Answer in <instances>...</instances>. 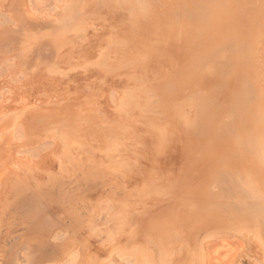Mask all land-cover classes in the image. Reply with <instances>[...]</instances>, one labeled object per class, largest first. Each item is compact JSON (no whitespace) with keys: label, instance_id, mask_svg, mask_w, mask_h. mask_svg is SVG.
Instances as JSON below:
<instances>
[{"label":"bare ground","instance_id":"6f19581e","mask_svg":"<svg viewBox=\"0 0 264 264\" xmlns=\"http://www.w3.org/2000/svg\"><path fill=\"white\" fill-rule=\"evenodd\" d=\"M25 1H10V7L13 9L12 14L14 15V19L12 22L13 24H9L8 26L0 28V61L9 59L14 60L15 64L20 68V70L24 72L26 71L27 73L33 75H30L29 81H27L28 83H25L28 86L30 84L29 89L25 87V96H21L22 99L17 100L19 103H16L15 101L16 104L21 103L20 105H13V103H11L12 105H10L9 102L5 103V101L3 100V107H0V121L6 122V124L3 123V125L5 124L4 126L6 127V129H2L6 130L5 132L10 134V132L13 131L10 130V128L15 126L17 123H20L26 133H30L31 130L34 129L33 134H35V128L31 129L32 125L34 124L31 123L37 122L36 124H40L39 126H41H38L39 128H42L43 126V130L46 129L47 131V129H50V131L46 133L49 135L51 131L55 132L53 130V122H64L63 126H65L66 123H69L68 121L72 119H79V117L77 118V115L80 114L79 107L83 103L78 102L80 105L77 108L78 110L76 109V111L79 112L77 115L73 114V111L76 108H74V106L76 105L73 106L72 103L76 102H74V100H79L82 97L81 94L83 92L78 90L80 91V96L78 95L80 98L77 99L78 96H75L74 94H76L78 91L76 90V92L75 88L73 87L77 86L74 85V83H76L75 80H79V82L87 81L88 83L91 78V74L97 73L96 75L99 74L98 76L103 77V73H111V67H115L114 69L116 70L114 76L111 75L113 79H110L112 81L109 80L111 81V84H109L110 82L107 81L109 82L108 85L111 86L107 85L108 87L102 88L100 85L101 90L97 95L101 94L102 89L105 90L111 87L107 91L108 93L110 90H112V87L119 88L122 93H120V97H118V106H115L118 107V111L121 109L123 111L120 113L115 112V110H112L113 108H116L115 106L112 105V109V106H108L110 103L108 104L109 101L105 92L106 90L102 91L101 98H99V96H95V98L91 97V99L88 95L89 97H87L91 99L89 102V100H87L88 98L84 96L87 95L85 94L86 92L84 89L85 93L82 94L84 97H82L83 99L81 98L82 101L80 100V102L84 101L85 103L86 101H88L91 104V109L89 108L91 110V117L89 115L90 113H87L89 115V119L91 118V132H93L94 136H96L97 134L101 136L102 139L104 138V141L112 146L114 149L113 151H115L116 153L113 155L112 150L108 149L109 146L101 149L98 148L97 150L91 147V150L82 149L86 150V152L78 153L77 157L76 153L70 152V146L68 144L74 142L82 134L79 129L80 126H78L79 123H76L79 120L72 124H68V127H65L62 133L55 132V138L62 136V141L67 145L66 147H64L66 148V152L64 153H66V155L68 154L69 156H67V158L64 156L59 162L60 165H58L59 169L57 171V174H55L56 172H49V170L53 169H49L47 167L48 172L46 173H49V179L47 182H45L48 186L45 185L46 183L41 185V183L39 182V176L42 177L41 174H43L46 170V167L44 168V165H46L48 161H51L48 160L46 156L44 158L42 157V163H34L35 160L34 162H30V160H28L31 165L26 162L27 159L24 161L20 158L21 160L19 161V158H12V160L10 161L7 157L8 161L5 162L4 170H18L17 168H21V166H24V164H21L26 162V164L28 163L30 165H28V167L25 165L26 168H28L29 170L37 171L34 174L35 177L32 176V179H29L30 182L31 180L33 182H31V184L28 183L29 181L25 180L26 177H24V175L22 176V173H20V171H16L19 172L17 175L19 183H15V187L14 185L12 186V197L8 199L7 206L4 204L5 201L0 203L2 204L0 205V211H2L0 212V227H4L6 225L5 221L3 220L7 211L11 209V215L13 213L18 216L19 214L23 216L24 219H22V223L25 226H28L31 232V235L29 237H24L25 239L18 243L16 250L13 251L10 255H2V258H4L3 261L7 260V262L10 264H15L14 262L16 260H18V262L23 261L25 262V264H82L85 259L82 261V257L84 256L80 252V247H78L79 243L77 242L79 236H82L80 234L77 235V231L81 232L80 229L82 226V224H80L79 218H72L70 224L68 222L69 225L67 223L59 224L60 222L55 220V216H58L59 212L64 210L61 209L65 207V204L63 206L61 205V207L56 198L58 197V195L63 193H70L71 195V192L73 191V188L69 189V186L66 191L64 190L65 192H62V189L64 188V186H62V183L65 184L66 180L74 181V179L77 178V172H79L83 167L81 165V162H83L82 164L86 162L88 166L86 165V163L85 165L88 168L90 167L89 171H87L88 168L86 166L85 167L87 169L81 171H85V173L93 172L94 174L95 172L99 171V174L102 175L103 173L106 176L108 175V178H111V175L114 174L112 173L113 170H120L121 167H124V169H129L126 167V165L128 163L130 164V162L132 161L135 164L138 163V165H142L146 158L147 160L145 161L144 165H146L148 161L149 163H147L146 168L144 165L138 166L139 170L144 167L145 169L149 170L147 172L150 173L152 178L156 177L155 180L160 178L158 181L165 185L164 187H161L163 189H161L162 195L161 193H159V195H161L160 197H155L158 195L157 193L156 195H154V193H150L153 191V185L156 181L154 182L153 180L154 184L152 185V190L148 187L150 192H147L148 189H145L146 192L156 198L157 201L154 202V198L152 199V197L150 198V200V196H147V193L144 192L148 199L150 201H153L152 203H147L148 200L143 194L142 197H144V200L146 198L145 201L146 205L148 204V206L144 205V209H142L143 206H141V211L138 210L139 212H137L136 219H141V217L152 219L149 215H153L154 212L153 214L148 215L150 217L149 218L146 216L148 211L152 212V210L154 209V211H156L162 208L160 207V204H162V206H167H164V208L162 209L165 212L163 211V213H161L162 210L160 211L161 217L158 215L160 217L159 222L161 223L156 221L159 225L158 228L157 226H155V229L157 228L156 230L154 229L156 231V234L151 237L152 239H150L151 235L146 236L148 239V244L151 243L150 240L156 243L158 242V244H156L157 247L160 246L161 249L159 250H161V252L166 255V252L169 250L170 245L171 247H175L177 245L175 242H177L178 240L175 234H178L180 231H182V229H184L183 231L185 234L182 231L178 234V236L184 238L183 235L187 236V232L189 234L192 232L194 233V230L196 232V230H206L208 228L209 231L210 229H212L213 232L215 230H218V232L214 234H219L220 229H223V231H225L226 228V231L230 230L231 233L232 231L233 233L238 231L240 234H243V230L246 231V229L248 230L247 232L249 234L256 229V237L260 239L259 245H262V247H264V0H97L98 2H100L103 8H100L101 13L109 12V16L103 15V18H105V20L103 18H100V21L101 19L103 20L102 22H95L97 20L96 18L94 23L92 22V25L94 24L98 27L100 23H103L105 29L106 26L108 27L106 29V33H108L107 30L110 29V33L107 34L106 41L109 40L108 37L111 38L112 35L114 37V34H116V36L114 37L116 41H114L113 39L109 41L113 49L116 46V51L113 50L112 52H110L108 57H102L103 55L107 54L102 52L105 47L102 48V50V46H100L104 43H106L104 45L107 46L108 41L101 43L100 38V43L98 42L100 45L95 43V40L97 39L95 37H100L102 34H100V36L98 34L94 37L95 42L93 44V38H91L92 42L91 39L88 38L91 34L94 35V32L91 31L90 27L89 29L92 33L90 32L89 36L88 33H85L87 35V39H85L84 36L83 39H81L82 35L80 33L81 31L84 32V29H88V27L91 25L89 23L90 20L88 18V21H84L86 23H84L85 25H83V21L80 17L79 18L82 22L80 20H76L81 14L82 8L85 7V5H88L85 3L88 2L87 0H64L62 5L60 6V9L56 13H54L52 18L49 19L47 17L38 18V16H35L34 12L32 13L30 8L28 7V2ZM90 4L91 3H89V6ZM135 4L137 5V8L134 7ZM249 6L251 8L253 7L254 10H252ZM87 9H89V7H87ZM250 9L252 11H250ZM90 10L91 15L94 12L95 14L97 13L91 8ZM97 11L99 12V10ZM88 14L89 12L87 13V15ZM98 17H100V15ZM114 23H118L116 24V26H120L119 28H121V35H124L125 32L129 33L127 31L128 29H130V31L132 30L130 32L132 34H128L131 38L128 39L129 36H118L120 34L118 32L114 33L117 29V27L112 26V24ZM129 26H132V28ZM112 27L116 28H114L115 31L111 30ZM105 29H103L104 32ZM97 31L95 30L96 34ZM111 31H114L112 35ZM104 34L105 33H103V35ZM109 34L110 36H108ZM105 35L103 39L105 38ZM79 37L80 40H84L85 42L80 43L81 41L79 40ZM116 37L119 39V41H117L118 39ZM158 38H165L166 41H168L164 42V40H160ZM116 42H121L122 44L119 45V43L116 45ZM109 45L110 44H108L107 47L111 49ZM99 46L100 49H98ZM118 46L120 48H124V50L121 51V53H123L122 55L117 52V48L119 49ZM166 46L170 47L171 50L168 49L166 51ZM94 50H99V52H101V54L103 53V55L100 56V53H97L100 58H97L96 60L93 59V61L91 60V64H88L89 61L86 60V62L84 61V63L80 62L81 60L76 62V59L80 56H85V58L91 57L89 56V54H91V52H93ZM65 51L66 54H69V57H66V59L68 60H66L62 56ZM109 51L105 52L109 53ZM114 51L120 54L118 55L120 58L115 54L120 60L116 58L117 61L113 60L114 62L112 61L113 63L111 62V64L109 63V59H113V56L115 58V55L112 54ZM73 54H77L79 55V57L76 55L77 58H75ZM91 55H93V53ZM94 55H96V52ZM134 56H137V58H135ZM101 57L103 59H101ZM62 59H65L66 61L63 62ZM91 69H93V71H91ZM208 72L213 74L215 73L216 75L210 76L212 74L209 73L208 76L206 74ZM109 73H107V75H109ZM96 77L94 78L96 79ZM107 79L109 78L107 77ZM97 81L99 80L97 79L96 82ZM89 82L92 81L90 80ZM71 83H73V86L70 85ZM98 83H100V81ZM149 83H151V85ZM92 84L94 85V83ZM147 84L149 85L147 86ZM87 85L85 84V86ZM102 86L104 87L103 83ZM93 87H90V89ZM96 87L98 88V86ZM20 89L18 88L20 94L22 95L21 91L23 89ZM87 90H89V88ZM119 90L117 91L119 92ZM105 96L106 98H104ZM96 97H98L97 102L95 101ZM10 99L11 98H9V100ZM66 99L69 102H67ZM61 100L63 101L60 102ZM95 102L96 106H104L103 108H101L102 110L96 109V106H94L96 108L93 107V105H95ZM69 103L74 108L73 111L72 108H70ZM134 105L144 106V110L140 119H143V117L146 118L143 123L147 121L146 124H149L148 126L144 124L145 127H147L145 128L143 126L145 130H143L142 132L140 130V134L139 130L138 132L134 133L131 132L134 129L132 130L131 128H129L133 126V124L131 125V123L135 121V117H138L137 112H139V110ZM159 105H161V107ZM166 105L169 107L172 106V108L170 110H166V108H163L164 106L167 107ZM130 106H133L135 108V111L137 110V112H133L130 110H127V112L126 108H129ZM86 107L88 108V106H85V109L84 107L82 108V113L83 111H86ZM160 108L163 113H161V115H158ZM124 110L125 112H127L126 114L124 113ZM147 111H149L150 113L158 112V116L155 115L156 113L154 115L150 114L151 117L155 116L156 118L151 119V117L148 116L149 118L147 119V115H149L146 113ZM121 113L125 115L123 116V118L126 117L124 120H128V123H126L128 125V130L132 134L134 133L135 136L138 133L139 137H145L146 142L144 148H142L144 142L142 143V145H140L142 147L139 146V139L136 140L133 138H126L125 134H122V136H120L122 133L121 130L119 133L118 130L111 128L113 127V125L111 126L110 124L109 126L111 127L105 125V122L107 124L110 119L116 121L117 123L121 122L123 120H119L120 118H122L121 116H119ZM162 114H167V117L162 116ZM84 116H86V113H83V116L81 114L82 118ZM85 118H87V116L84 117V119ZM159 120H164V123L160 124L161 121ZM111 121L109 123H111ZM122 122L119 125L122 126ZM103 125L106 127H103ZM142 125L143 124L141 122V126ZM83 126L86 125L83 124ZM137 126V129L143 128H139L141 127L140 123L139 125L137 123ZM38 127L36 128V130L38 129L43 132L42 129H39ZM150 127H155L156 132L152 131ZM84 128L85 127H82V129ZM132 128H135V126ZM121 129L126 130L124 128ZM137 129L135 128V131ZM53 132L51 133L54 134ZM131 133H127V135ZM131 135H129V137H131ZM0 136L4 135H1L0 133ZM123 137H125V139H123ZM3 138H5V136ZM7 140L5 142L7 144L3 143L4 141H1L2 143H0V152L5 147V149L7 148L8 150L7 155L10 157L12 151L11 144L8 145V143L11 141V139ZM121 140L124 142L120 143ZM143 140L144 139H142V141ZM114 142L116 143V146L120 143V146H117L118 150L113 146V144H115ZM16 145L18 144L16 143ZM60 149L61 148H59V150ZM87 152L90 153L88 154ZM98 152H102L101 154L104 155H101ZM144 153L146 155H144ZM50 154L52 155V153ZM175 155L176 157L178 156L177 158L180 159L179 161H176L177 159L175 160ZM4 156L0 157V162L4 161L6 157ZM139 156H143L142 158L145 160H139L141 158H138ZM45 158L48 161L45 160ZM82 158L85 161H80ZM22 160L23 162H21ZM68 162H70L69 165L66 164ZM133 163H131L130 165H132ZM161 163L163 164V167H165L166 165H171L168 169L160 170L159 168L161 167ZM47 164L49 166L50 164L51 166H53L52 162H50V164ZM79 165L82 167H80ZM34 167H36V169H34ZM132 167L130 166V172L132 170ZM124 169L122 170L123 172L125 171ZM120 172L118 173L116 171L114 175L118 174L119 176L122 174H120ZM126 172L128 174V171ZM85 173H82L84 177L86 176L85 178L81 177V174L79 176L83 180L85 179L84 181L86 182V180L88 181L91 178L89 179V177ZM6 174L8 173L6 172ZM79 176V179L77 178L78 180L76 181V184L79 181L83 182L82 179L80 180ZM93 176L94 179H96V175ZM114 177H116L115 179H118L117 176ZM9 179L10 178L7 179L6 177L5 180L8 181ZM94 179L93 181H95ZM132 179L135 180L134 177ZM132 179H130L129 176V179L125 180L124 177L125 181H123L126 183L128 181L129 183V180ZM98 180H100V178L96 181ZM115 181L118 184V181ZM82 182L80 184H82ZM139 182L137 181V185ZM128 183L125 188L130 185L132 187L133 182L131 183L130 181V185H128ZM66 184H69V182ZM78 185L79 183L76 186ZM124 185L126 184L121 185L122 188ZM134 185H136V182H134ZM145 185H147V183H145ZM155 185L154 187L157 186ZM121 186L119 190H121ZM149 186L151 187V184ZM61 187L63 188L61 189ZM144 187L147 188L146 186ZM159 187L160 186H157V188ZM81 188L84 189L83 187ZM129 188H127L128 190L126 189V191L124 190L128 194V196H130L131 193L136 194L135 191L134 193L133 191H130L131 189L129 190ZM77 190L78 189L76 188V197H72L73 202H75L74 200H80L79 202H82L84 204L89 199L91 205H95V202H93L96 199L95 196L93 198H91V195L87 196V194L85 193L86 189L82 190V192H80V189L78 191ZM140 191L143 190L140 189ZM140 191H138L136 195H132L136 196V200H138L137 198H139L137 197V195L140 196L143 193L142 192L139 195L138 193ZM57 192L59 193L58 195ZM72 195L74 196V194ZM55 196L57 197L55 198ZM124 196L125 194L123 195V199ZM116 198L119 199V196L115 197V199H109L110 202H113V205L116 206L115 209L112 207L114 210L111 211L112 213L110 212L111 215L109 219H104L103 224H99L105 227V224H109L111 222L113 223V221L117 219L114 222V225L112 224L113 226L105 228L103 227L105 231H109L107 232L108 234H111L112 230L114 229H116L115 232L121 233L129 227L128 225L132 227L131 223L134 221L133 219L132 222L130 221V223L127 224V221L122 220L124 225H120V219L127 218L129 213H131L129 216L132 215L131 211H134V205L132 203L135 202H131L127 199L129 202H131L128 204V202H125V200H122V198L120 200H116ZM158 199L160 200L158 201ZM140 200L142 202L139 203L144 202V200ZM137 202L138 201H136V203ZM83 204L81 205L82 207ZM138 206L137 208H139ZM74 209V206L70 205L64 211L69 213ZM84 209L85 208L83 207V210ZM89 209L94 211L92 207H89ZM93 211H91V215L93 216H90L91 225L89 224V227L98 222L96 217V214L98 212H95L94 215ZM164 218H166L165 222L168 224L167 227H165L166 225H163L165 224ZM228 220L232 222L233 227H230V222H228L230 225L226 223ZM12 221L14 222L15 220L12 219ZM152 221L153 220H151V222ZM135 225H133V227H136ZM7 227L8 225L5 226L4 231L9 229V227ZM86 227H88V225ZM152 228H154V225L152 226ZM136 229L134 230L136 231ZM2 230L3 228L0 229V235L2 233ZM39 230H42V232L38 234ZM63 230H66L67 233L70 232V237L67 239V241L61 244L52 242L54 241L52 240V238ZM169 230V237L161 236L165 235V232ZM130 231L131 235L135 234L133 233V229H130ZM125 232H127V230ZM90 233L92 235L93 232ZM140 233L142 232L140 231ZM121 234L123 236V233ZM126 235L129 237L127 233ZM119 236L116 237L118 238ZM139 236L141 237L142 235ZM210 236L211 235L209 234L207 237L209 238ZM134 237H137V235H135ZM204 237L206 238V236ZM124 238L125 237H123V240H127ZM111 239L112 238H110V241ZM175 239L177 241H175ZM184 240L187 239L184 238ZM184 240H182L183 245L180 246L182 248H187V250H192V253L190 254L191 256H188L191 258L192 263L190 262L189 264H195L196 260H199L198 255H200V252L204 248L202 247V243L204 241L202 242V239H200V246L197 244L198 242L196 243V246L198 245L199 247L189 249V246L184 243ZM73 241H76L75 245ZM115 241L114 243L116 244ZM129 241L131 243V240ZM135 241H137V239ZM144 241H147L146 238ZM107 242L105 241V243ZM171 242H173V244ZM132 243L135 242L132 241ZM174 244L176 245L172 246ZM191 244H193L192 241ZM128 245L131 246V244L126 245L124 243V246L129 247ZM139 246L137 245L136 247ZM122 247L123 246H121V249L119 250L122 251ZM127 247L126 250L128 249L129 251L130 249L132 250L134 248ZM20 248H27L29 249V251H23L22 255L20 253ZM106 248L108 249V244ZM113 248H115V246ZM163 248L165 249L164 251ZM115 249L116 251L118 250L117 248ZM145 249L147 251V248ZM128 250L125 251L124 249L125 253L128 252ZM139 250L137 251L139 253L142 252V254L140 253L141 255H143L142 259L144 260V258L146 257L145 259L147 260V257L150 255L147 253L145 254L146 256H144V253H146H143L144 249L140 251ZM138 252H136L135 255H137ZM263 252L261 258L264 263ZM163 254H161L160 258L165 257V255ZM137 256L136 258L139 260L140 257ZM167 256L168 255H166V258ZM108 258L109 257H107V259ZM150 258L151 257H149V259L147 260L148 262L145 260L146 263L151 262ZM107 259L104 258L103 260H105L106 262ZM165 261L168 262L169 260ZM18 262L16 264H18ZM105 262L103 261L102 264H105ZM201 263L203 264V260ZM180 264H182V261Z\"/></svg>","mask_w":264,"mask_h":264},{"label":"rangeland","instance_id":"374dc122","mask_svg":"<svg viewBox=\"0 0 264 264\" xmlns=\"http://www.w3.org/2000/svg\"><path fill=\"white\" fill-rule=\"evenodd\" d=\"M10 1H12V0H0V28H2V27H4V26H8L9 24L11 25V24H13L12 22H13V19H14V15L12 14L13 13V9L10 7ZM16 1H18V0H16ZM25 1V0H24ZM28 3H27V5H28V7L30 8V10H31V12L33 13L34 12V14H35V16H38V18L40 17V18H52L53 17V15H54V13H56L59 9H60V6L62 5V3H63V1L64 0H26ZM25 1V2H26ZM89 3H91L90 4V6H89V3L88 2H85L86 4H88L87 6L85 5V7H83L82 8V11H81V14L78 16V18H77V20L76 21H78V20H80V18H81V20L83 21V25H85L86 23V21H88V18H89V23L92 25V22L94 23V21L96 20V18H97V20L95 21V22H98V21H100V18H103V15H105V16H109V12L107 13V12H102L101 13V9L100 8H102V6H101V4H100V2H98L97 0H87ZM95 3V4H94ZM83 5V6H84ZM96 5V6H95ZM98 5V6H97ZM253 5V4H252ZM251 5V6H252ZM87 7H89V9H87ZM97 7V8H96ZM99 7V8H98ZM134 7H136L137 8V5L135 4V6ZM250 7V6H249ZM11 8V9H10ZM90 8L91 9H93V11L95 10L97 13L95 14V12L91 15L90 14V12H91V10H90ZM251 8V7H250ZM4 9V10H3ZM10 9V10H9ZM103 9V8H102ZM135 9V8H134ZM252 10H254V8L252 7L251 8ZM250 9V11H252ZM83 10H85V11H83ZM90 10V11H89ZM97 10H99V12L97 11ZM87 11V12H86ZM137 11V10H136ZM89 12V14L87 15V13ZM86 13V14H85ZM102 14V15H101ZM89 15H90V17H89ZM93 15H94V17H93ZM95 15H97V16H95ZM100 15V17H98ZM102 16V17H101ZM80 17V18H79ZM84 17H85V19H84ZM98 18H99V20H98ZM84 19V20H83ZM92 19V20H91ZM104 20H105V18H103ZM80 20V21H81ZM81 21V22H82ZM85 21V22H84ZM103 20L101 19V21L100 22H102ZM81 22H78V23H81ZM85 23V24H84ZM116 24H118V23H114V24H112V26H115V27H117V29L115 28V27H112L111 28V30H114L115 31V29H116V31L114 32V31H111V35L113 34V32L114 33H116V32H118V33H120L118 36H120L121 35V28H119L120 26H116ZM89 26L88 27V29L91 27V31H93L94 33V35H90L89 36V34H90V29L88 30V29H84L83 31L84 32H82L81 31V35H82V38L81 39H83V36H84V38L85 39H87V33H88V38H93V44H94V42L95 43H97L98 45H100L99 43V39H100V41H101V43L102 42H107L108 41V44H110L109 46H110V48L111 49H109V47H107L108 46V44H107V46L106 45H104V44H106V43H104V44H101L100 46H102L101 47V49L102 48H104V50L107 52V51H109V53H106L103 49V51L102 52H104L105 54H107V55H103V53L101 54V52H99V50H94L95 52H96V55H94L95 54V52L93 51V52H91V54L93 53V55H91V54H89V56H91V57H86L85 58V56H80L79 57V55H77L79 58H77V56L76 55H74L75 56V58H77L76 59V62L77 61H79V60H81L80 62H82V63H84V61L86 60V61H89L88 62V64H91V62L93 61V59H97V58H100V56H102V57H108V55L110 54V52H112L113 50H115L116 48V46L114 47V49L111 47V43H109V41L110 40H114V41H116V39L114 38L115 36H116V34H114V37H113V35H112V37L110 38V37H108V39L109 40H107L106 41V39H107V34L108 33H110V29L109 30H107V32L108 33H106V29L108 28L107 26H106V29H105V27L103 26V23L101 24H99L98 25V27L96 26V25H92V26ZM128 25H130V24H128ZM103 28H102V27ZM95 27V28H94ZM97 27V28H96ZM102 29H101V28ZM129 27H131L132 28V26H129ZM147 27H149V26H147ZM92 28H93V30H92ZM99 28V29H98ZM115 28V29H114ZM97 31V29H98V31H97V34L95 33V30ZM103 29H105V32H104V30ZM100 31H102V32H100ZM129 33L132 31H130V29H128L127 30ZM86 33V34H85ZM92 33V32H91ZM103 33H105L104 35H105V38L103 39V37H104V35H103ZM117 33V34H118ZM129 33H124V35H121V36H129L128 34ZM86 36H85V35ZM99 34V36H100V34H102L100 37H95L96 35H98ZM130 34H132V33H130ZM108 36H110V34L108 35ZM97 38L96 40H95V38ZM117 38V37H116ZM121 38V37H120ZM131 37L129 36V38L128 39H130ZM118 39V38H117ZM158 39H160V38H158ZM79 40H80V37H79ZM95 40V41H94ZM160 40H164V42H167L166 41V39L165 38H163V39H160ZM81 42L80 43H82V42H85L84 40H80ZM117 41H119V39L117 40ZM121 41V40H120ZM91 42H92V39H91ZM99 42V43H98ZM163 42V41H162ZM120 43V44H119ZM96 44V45H97ZM117 44H119V45H121L122 43L121 42H116V45ZM89 46V45H88ZM87 46V47H88ZM100 46H99V48L98 49H100ZM98 47V46H97ZM107 47V48H106ZM119 47V46H118ZM123 48V47H122ZM122 48H120L119 47V49L117 48V52H119L121 55L123 54V53H121V51H123L124 50V48L122 49ZM92 49V48H91ZM121 49V50H120ZM171 50V48L170 47H168V46H166V51L167 50ZM163 50H164V48H163ZM101 51V50H100ZM116 51V50H115ZM113 52L112 54L113 55H120V54H118L117 52ZM64 53H65V55H64ZM63 54H62V56L66 59V57L68 58L69 57V54H66V51L64 52ZM97 53H100L99 55L97 54ZM167 53V52H166ZM115 55V58H114V56H113V59H109V63H111L113 60L115 61L116 60V58H118L117 56ZM73 56V57H74ZM93 56V57H92ZM95 56V57H94ZM96 56H98V57H96ZM101 57V59H103ZM135 58H137V56H134ZM74 58V59H75ZM92 58V59H91ZM120 58V57H119ZM118 58V59H119ZM62 59L63 60V62L64 61H66V60H68V59ZM74 59H73V61H74ZM83 60V61H82ZM92 60V61H91ZM120 60V59H119ZM85 61V62H86ZM113 61V62H114ZM117 61V60H116ZM112 62V63H113ZM111 63V64H112ZM87 64V65H88ZM116 64V63H115ZM100 65H101V63H100ZM99 65V66H100ZM18 68V69H17ZM91 68H92V66H91ZM115 67H111L110 68V70H111V73H109V72H106L105 74L103 73L102 75H103V77L106 79H104L102 76V78L100 77V76H98V75H96L97 73H93V74H95V75H93V74H91V78H90V80L92 81V82H89L88 81V83H87V81L85 82V84L88 86V88H89V90H87L88 88H87V86H85V84H84V82H79V80L77 81V80H75V82L76 83H74V85H79L78 87L77 86H73L72 84L73 83H71L70 85H72L74 88H75V91L77 90H80V91H82L83 93H85V94H87V95H84L86 98H88L89 96H90V98L91 97H94L95 98V96H99V98H101V95H102V91H105L106 92V95H107V97H108V106H118V103H119V99H118V97H120V93H122V91L121 90H119V88H117V87H112V90H110L108 93H107V91L111 88V87H109V89H105V90H103L102 89V91H101V94L100 95H97V94H99L100 93V85H101V87L102 88H106V87H108V86H111V85H108V83L109 84H111V79H113L112 78V76H114V74L116 73V70L114 69ZM91 71H93V69H91ZM120 71V70H119ZM25 73V74H24ZM107 73H109V75H110V77H109V75H107ZM210 72H208V73H206L207 75L209 74ZM210 74H212V75H210V76H215L216 74L214 73H210ZM30 75H33V74H30V73H27L26 71L24 72V71H22V70H20V68L15 64V61L14 60H11V59H9V60H4V61H0V107L3 105V103H4V101H5V103L6 102H9L10 103V105H12L11 103H13V105H20V104H16V103H19L17 100H20V99H22V97L21 96H25L24 94V91H25V89L27 88V89H29V87H30V84H29V86L27 85V84H25V83H28L27 81H29V78H30ZM101 75V74H100ZM112 75V76H111ZM96 76H98V77H96ZM106 76V77H105ZM209 76V75H208ZM35 77V76H34ZM94 77H96V79L94 78ZM107 77L109 78V79H107ZM117 77V76H116ZM111 78V79H110ZM99 80L100 81V83H98L99 81H97L96 82V80ZM109 80H111V81H109ZM6 81V82H5ZM95 81V82H94ZM107 81H109V82H107ZM9 82V83H8ZM78 83H82V84H84V85H82V84H78ZM92 83H94V85L92 84ZM98 85H97V84ZM102 83L104 84V87L102 86ZM106 83V84H105ZM152 83V82H151ZM151 83H149L150 85H151ZM10 84V85H9ZM149 84H147V86L149 85ZM24 85V86H23ZM80 85H82V86H84V87H82V86H80ZM91 85V86H90ZM98 86V88H99V90H98V88L96 87V86ZM108 85V86H107ZM22 86V87H21ZM28 86V87H27ZM71 86V87H72ZM95 88H94V87ZM113 86V85H112ZM26 87V88H25ZM81 87V88H80ZM86 87V88H85ZM90 87H93V88H91L90 89ZM18 88L20 89H23L22 91H21V93H22V95L20 94V92H19V90H18ZM80 88V89H79ZM147 88V87H146ZM145 88V89H146ZM12 89V90H11ZM17 91H16V90ZM20 89V90H21ZM84 89H85V92H84ZM117 90H119V92L117 91ZM14 91V92H13ZM18 92V93H16V92ZM76 91V92H77ZM80 91H78L77 93L76 92H74V93H76V94H74L75 96H80ZM88 91V92H87ZM91 93H90V92ZM99 91V92H98ZM105 92H104V94H105ZM118 92V93H117ZM82 93V94H83ZM134 93H135V91H134ZM20 94V95H19ZM81 94V96L82 97H84L83 95ZM96 94V95H95ZM108 94H110V95H108ZM71 95V94H70ZM89 95V96H88ZM122 95V94H121ZM8 96V97H7ZM15 96V97H14ZM19 96V97H18ZM77 97V99H79L80 97ZM88 96V97H87ZM16 97H18V98H16ZM81 97V98H82ZM9 98H11L10 100H9ZM79 99V100H74V102L75 103H72V105L74 106V105H76V106H74V108H75V110H74V108L72 107V105H70V103H69V105H70V108H72V111H73V114H78L79 112H80V114H78L77 115V118L79 117V119H72V120H70V121H68L69 123H66V125L65 126H63L64 125V122H60V123H58V122H53L54 124H53V126H54V128H53V130L55 131V132H57V133H62L63 131H64V129H65V127H68L67 125L68 124H72V123H74V122H76L77 120H79V121H77L76 123H79L78 124V126H80L79 127V129H80V131L82 132V134H81V136L79 137V138H77L74 142H72V143H69L68 145L70 146V152H74V153H76V155H77V157H78V153H81V152H86V150H82V149H89V150H91V147H93V149H95V150H97L98 148L99 149H101V148H104V147H108V149H110V150H112V153H113V155L116 153L115 151H113L114 149H113V147L112 146H110L107 142H105L104 141V138L102 139L101 138V136H99V135H97L96 133V136H94L93 135V132H91V118L89 119V115H90V117H91V113H90V100L92 99H90V98H88L87 100H89V102L88 101H86L85 103H84V101L83 102H80V100L82 101V99ZM97 98L98 97H96V102L98 101L97 100ZM104 98H106V96L104 97ZM146 98V97H145ZM6 99V100H5ZM7 99H8V101H7ZM70 99H71V97H70ZM143 99V98H142ZM4 100V101H3ZM86 100V99H85ZM118 100V101H117ZM14 101V102H13ZM15 101H16V103H15ZM63 100H61L60 102H62ZM66 101L67 102H69L67 99H66ZM83 103L82 105H80L79 103ZM89 104H88V103ZM96 102H95V105H93V107L94 106H96ZM2 103V104H1ZM78 103V104H77ZM85 104V105H84ZM87 104V105H86ZM80 105V107H79V112L78 111H76V109L78 108V106ZM168 105H170V104H168ZM85 106H88V110L86 109V111L84 112L83 111V113L85 114L86 113V116H87V118L89 119H87V118H85L84 119V117H86V116H84L83 118L81 117V114H82V116H83V113H82V108L84 107V109H85ZM100 106V105H99ZM98 105L96 106V107H94V108H96V109H101V108H103V107H99ZM113 106L111 107V109L113 108ZM115 106V107H116ZM135 106V105H134ZM160 107H161V105H159ZM167 106V105H166ZM3 107V106H2ZM131 107V108H130ZM129 108H126V111L127 110H130V111H133V112H137V110L135 111V108L133 107V106H130ZM138 110H139V112H137L138 113V117H135L136 119H135V121L133 122V123H131V125L133 124V126L132 127H134L135 126V128L137 129L138 128V126H137V123H138V125H139V123H140V126H141V122H142V126L141 127H139V128H142L143 126L145 127V125H147L146 124V122L145 123H143V121L146 119V118H144L143 117V119L141 118L140 119V117H141V115H142V112H143V110H144V106H142V105H139V106H135ZM141 109H139V108ZM157 107V106H156ZM163 107V106H162ZM81 108V109H80ZM90 108V109H89ZM132 108H133V110H132ZM163 108H166V110H170L171 108H172V106H167V107H163ZM168 108V109H167ZM120 109V108H119ZM78 110V109H77ZM102 110V109H101ZM112 110H115V112H122L123 110L121 109V110H119L118 111V107H116V108H113ZM165 110V109H164ZM104 111H105V108H104ZM128 112V111H127ZM127 112H125V110H124V113L126 114ZM151 112H152V110H151ZM56 113V112H55ZM58 113V112H57ZM87 113H90L89 115L87 114ZM147 114H149V115H147V119L149 118V117H151L150 116V114L152 115H154L155 113V115H157L158 114V112H155V113H150L149 111H147L146 112ZM161 113H163L162 112V110H161V108L159 109V114L158 115H161ZM122 114V115H121ZM119 116H121L122 118H120L119 120H122L121 122H122V126L121 125H119L121 122H116V121H114V120H112V119H110V121H111V123H109V122H107V124H106V122H105V125L106 126H109L110 124H111V126L113 125V127H111V126H109V127H111V128H113V129H116V130H118V132L120 133V130L122 131V133H121V135L120 136H122V134L124 135H126L125 137L126 138H129V139H131V138H133V139H136V140H140L139 141V146L140 145H142V143L144 142V144H143V147L142 146H140V147H142V148H144V146H145V137H139L138 136V133L136 134V136H135V132H138V130H139V134L143 131V130H145L144 129V127L142 128V129H137L136 131H135V128H132V127H129V128H131L133 131H131V132H134L133 134L128 130V128H127V124L126 123H128V120L126 119V120H124L125 118H123V116H125L123 113H121ZM164 114H165V111H164ZM116 115V114H115ZM157 115V116H158ZM117 116V115H116ZM149 116V117H148ZM162 116H165V117H167V114L166 115H163L162 114ZM80 117H81V119H80ZM153 118H156L155 116H152L151 117V119H153ZM114 119V118H113ZM88 121V122H87ZM104 121V120H103ZM138 121H141V122H138ZM159 121H161V120H159ZM158 121V122H159ZM163 121V122H162ZM161 122H160V124H163L164 123V120H162ZM0 122H2V121H0ZM90 122V123H89ZM3 123H5L6 124V122H2V123H0V126H1V130H0V133H1V135H4L5 136V138H3L4 136H0V138H1V141L3 142V143H5L6 142V140L7 139H11V141L8 143V145H10L11 144V155H10V157L7 155L8 154V150H7V148L5 149V147L3 148V150L0 152V155L3 157L4 155L6 156H4L5 157V159H4V161L3 162H0V203H2L3 201H5V205L7 206V204H8V199H10L11 197H12V192H13V185L15 184V183H19V181H18V177H17V175H18V173L19 172H16V171H20V173H22V176L24 175V177H26V181H29L28 183H30L31 184V182H32V180H31V182H30V180L29 179H32V176H34L35 177V172L37 171V170H29L28 168H26V166L28 167V165L30 164V162L32 161V162H34V160H35V162L34 163H37V162H41L42 163V159L46 156V158H48V160H51V161H48L46 158H45V160H47L48 162L47 163H49L50 164V162H52V165L53 166H51V164H50V166L46 163V165H44V168L46 169L45 171H44V173L43 174H41V176L42 177H40L39 175V178L41 179V181H40V179H39V182L41 183V185L42 184H45L47 181H48V179H49V176H48V174L49 173H46V172H48V168L50 169H53V170H49V172L50 171H52V172H56L55 174H57L58 172V169H59V166L58 165H60L59 164V162L62 160V158L65 156L66 158H67V156H69L68 154L66 155V153H64V152H66L65 151V149L66 148H64V147H66L67 145L62 141V136L61 137H57V138H55V135H56V133L55 132H53V131H51V132H53L54 134H52L51 132V134L53 135V138H52V135L49 133V135L48 134H46V133H48L49 131H50V129L48 130L47 129V131H46V129L45 130H43L44 128H43V126H42V128H39V127H41V126H39L38 124H36L37 122H32L31 124H34V125H32V128L31 129H33V128H35V134H33V131H34V129L33 130H31V132L30 133H26L25 131H24V128L22 127V125L20 124V123H17L15 126H13L12 128H10V130H13V131H11L10 132V134H8L7 132H5L6 130H3V129H6V127L3 125ZM87 123V124H86ZM109 123V124H108ZM114 123V124H113ZM116 123V124H115ZM20 124V125H19ZM83 124H85L86 126H83ZM104 124V123H103ZM145 124V125H144ZM115 125V126H114ZM117 125V126H116ZM119 125V126H118ZM149 125V124H148ZM147 125V126H148ZM18 126V127H17ZM39 126V127H38ZM106 126H104L103 125V127H106ZM125 126V127H124ZM146 126V127H147ZM154 126V125H153ZM39 128V129H42V131L43 132H41L40 130H36V128ZM82 127H85L84 129H82ZM115 127V128H114ZM117 127V128H116ZM119 127H120V129H119ZM145 127V128H146ZM3 128V129H2ZM121 128H124V129H126V130H122ZM151 128V127H150ZM130 129V130H131ZM153 129H155V130H153ZM51 130H52V127H51ZM140 130H141V132H140ZM150 130V129H149ZM151 130L152 131H155L156 132V128L155 127H153V128H151ZM150 130V131H151ZM9 131V130H8ZM40 131V132H39ZM46 131V132H45ZM126 131H129V132H126ZM125 132V133H124ZM37 133V134H36ZM127 133H131V134H128L127 135ZM27 134V135H26ZM30 134V135H29ZM42 134H43V136H42ZM39 135H40V137H39ZM45 135V136H44ZM129 135H131V137H129ZM39 138H38V137ZM42 136V137H41ZM47 136V137H46ZM128 136V137H127ZM133 136V137H132ZM44 137V138H43ZM125 137H123V139H125ZM139 137V138H138ZM43 140H42V139ZM55 138V139H54ZM3 139V140H2ZM6 139V140H5ZM39 139V140H38ZM53 139V140H52ZM122 139V140H123ZM142 139H144L143 141H142ZM147 139V138H146ZM36 140H37V142H36ZM120 141V143H123L124 141ZM0 141V143H2ZM8 141V140H7ZM16 143L18 144V145H16ZM57 143H59V144H57ZM115 143V142H114ZM116 143H117V141H116ZM116 143L115 144H113V146L117 149V146L120 144L119 142V144L116 146ZM141 143V144H140ZM5 144H7V143H5ZM15 145V146H14ZM21 145V146H20ZM112 145V144H111ZM17 146H18V150H17ZM56 146V147H55ZM120 146V145H119ZM14 147V148H13ZM63 147V148H62ZM82 147V148H81ZM87 147V148H86ZM112 147V148H111ZM147 147V146H146ZM15 148H16V150H15ZM59 148H61L60 150H59ZM81 148V149H80ZM119 148V147H118ZM146 149V148H145ZM118 150V149H117ZM57 151H58V153H57ZM88 151V150H87ZM56 154H55V153ZM5 153V154H4ZM50 153H52V155L50 154ZM54 153V154H53ZM88 154L90 153V152H87ZM98 153H102V152H98ZM12 154H14V155H12ZM65 154V155H64ZM101 155H104V154H101ZM100 155V156H101ZM144 155H146L145 153H144ZM0 156V157H1ZM12 156V157H11ZM13 156H15V157H13ZM21 156V157H20ZM50 157V159H49V157ZM52 156V157H51ZM230 156V155H229ZM9 158V160L11 161L12 160V158H19L18 160L20 161L21 159H23L24 161L26 160V162H28V160H30V162H28L27 164H26V162L25 163H22L21 165H23L24 164V166H21V168L19 167V168H17L18 170H4L5 169V162H7L8 160V158ZM23 157V158H22ZM25 157V158H24ZM43 157V158H42ZM104 157V156H103ZM141 157V158H140ZM143 156H139L138 158H140L139 160H145V159H143L142 158ZM175 157H176V155H175ZM178 157V156H177ZM175 158V160L176 161H179L180 159L179 158ZM21 158V159H20ZM29 158V159H28ZM145 158V157H144ZM23 160L21 161V162H23ZM64 160H65V158H64ZM84 159L82 158L80 161H83ZM138 160V161H139ZM141 160V161H142ZM146 160H147V158H146ZM145 160V161H146ZM174 160V161H175ZM85 161V160H84ZM137 161V162H138ZM145 161L143 162V164L141 165V164H139L138 165V163L137 164H135V163H133V161L132 162H130V164L131 163H133L134 165H136L137 167L138 166H143L144 165V163H145ZM83 162H81V165L83 166H80V167H82V169L81 170H86L88 167V164L86 163V162H84V164H82ZM85 163H86V165H85ZM147 163H149V161L147 162ZM147 163H146V165H147ZM66 164H70V162H68V163H66ZM114 164V163H113ZM112 164V165H113ZM129 163L126 165V167L127 168H129V169H131L130 168V166L132 167V166H134L133 164L132 165H130ZM31 165V164H30ZM29 165V166H30ZM90 165V164H89ZM112 165H111V167H112ZM146 165H144L145 166V168H146ZM163 164L161 163L160 164V170L162 169V170H165V169H168L169 167H170V165H166L165 167H163L162 166ZM87 168H86V167ZM136 166H134V167H132V170H131V172H130V170L129 169H124V167H121L120 168V170H113V172L112 173H114L115 174V172L117 171L118 173L120 172V174L121 175H119L118 176V174H116V175H114V176H117V178L118 179H115L116 177H114L113 175H111V178L109 177L108 178V175L106 176V175H104L103 173H102V175L101 174H99V171H97V172H95V174L93 173V172H89V173H85V171L83 172V171H79V172H77V178H78V176L80 175L81 177H83V178H85L84 177V173L89 177V179L90 180H86V182L80 177V180L82 179L83 180V182L82 181H79V182H77V184L79 183V185L78 186H76L77 184H76V181L79 179H77V178H75L74 179V181H72V180H66L65 182L66 183H68L69 182V184H64V183H62V186H64V188L63 187H61V189H62V192H65L66 191V189H68V187H69V189H71V188H73V191L71 192L72 194H74V196L71 194L70 195V193H63V194H60V195H58L59 193L57 192V195H58V197L57 196H55V198L57 199V201H58V203L60 204V206L62 205H64L65 204V207L66 206H74V210H72L71 212H69V213H67V212H65L64 210L66 209V208H68V207H64V208H62L61 210H63V211H60L59 212V215L58 216H55V220L56 221H59L60 223L59 224H61V223H64V224H68V222H69V224H70V222H71V219L72 218H79V221H80V224H82V226H81V232H78L77 231V235H82L81 237L79 236V239L77 240V242L79 243L78 244V247H80L79 248V250H80V252L82 253V255L84 256V257H82V261H83V263L82 264H102V262L104 261L105 262V260H103L104 258H106L107 259V257H109L107 260H106V262H108V263H106L105 262V264H150V263H152V264H180L181 263V261H182V264H189L190 262L192 263V261H191V258L190 257H188V256H191L190 254L192 253V250H187V248H182L180 245H183V242H182V240H184V238L185 239H187V240H184V243L186 244V245H188L189 246V249H193L194 247H199L200 246V244H199V241H201L200 239H202V247H204L203 249H202V251L200 252V255H198V261L196 260V262H195V264L197 263V264H202L201 262H202V260H203V264H264L263 263V260H262V258H261V256H262V252H263V250H264V247H262V245L260 246L259 245V243H260V239L259 238H257L256 236V234L255 233H257L256 232V229H255V231H252V233H254V234H252L251 232H250V234L247 232L248 230L246 229V231H244L243 230V234L241 233H239L238 231L237 232H234L233 233V231H232V233L230 232V230L229 231H226L227 229L225 228V231H223V229L221 230V231H223V232H221L220 230H219V234L217 233V234H214V233H216V232H218V230H215L214 232H213V230L212 229H210V231L208 230V228L205 230H203V229H201V230H196V232H195V230H194V233L192 232V233H186L187 234V236H185V235H183V233H184V229H182V231H183V233H182V235L184 236V238H182V237H179L178 236V234L179 233H181L182 231H180L178 234H175L174 232V234L176 235V238H177V240L175 239V241H177V242H175L176 244H174V245H172V246H175V247H171V245H170V248H169V250L166 252L167 254L166 255H168L167 256V258H166V255L165 254H163L162 252H161V250H159V249H161L160 248V246H158L157 247V245L156 244H158V242L156 243V242H153L152 240H150V239H152L151 237H153V235L154 234H156V229L159 227V225H158V223L157 222H159V218L161 217V213H163V211L164 210H162L163 208H164V206L165 205H163L162 206V204H160V207H162V208H160V209H158V210H156V211H154V210H152V212H149L148 211V213H147V217H151L152 219H148V218H145V217H141V219L139 218H137L136 219V216H137V212H139L138 210H140L141 211V209L140 208H142L141 206H143V208L142 209H144V205L145 206H148V204L146 205V198H147V203L148 202H150V203H152V201L154 200V202H156L157 201V199L156 198H154L152 195H149L147 192H150V190L148 189V187L149 188H151V190H152V185L154 184L153 183V180H154V182H155V184L157 185V186H160L159 188H157V186L156 187H154V185H153V191L152 192H150L151 194H153L154 193V195H156V193L158 194L157 196H155V197H160L161 195H162V193H161V189H163V188H161L162 186L164 187V185L165 184H162V183H160L158 180L160 179H156L155 180V178L156 177H153L152 178V176L150 175V173L149 172H147V171H149V170H147V169H145L144 167L141 169V170H139V167L137 168ZM24 167V168H23ZM37 167V166H36ZM36 167H34V169H36ZM42 167V166H41ZM48 167V168H47ZM23 168V169H22ZM26 168V169H25ZM85 168V169H84ZM110 168V167H109ZM28 169V170H27ZM56 169V170H55ZM125 170L124 172L122 171V170ZM24 170V171H23ZM90 170V167L88 168V170L87 171H89ZM143 170V171H142ZM145 170H146V172H145ZM3 171V172H2ZM30 171V172H29ZM126 171H128V174H127V172ZM136 171V172H135ZM6 172L8 173V174H6ZM25 172V173H24ZM83 174H82V173ZM130 172V173H129ZM133 172H134V174H133ZM159 172H161V171H159ZM2 173V174H1ZM24 173V174H23ZM101 173V172H100ZM127 175H125V174ZM137 173V174H136ZM148 173H149V175H148ZM46 174V175H45ZM89 174H91V175H89ZM130 174V175H129ZM146 174V175H145ZM159 174V173H158ZM7 175V176H6ZM28 175H30V176H28ZM83 175V176H82ZM93 175H96L95 176V178L96 179H94V176ZM124 175V176H123ZM133 175H137V176H133ZM47 176V177H46ZM90 176H92V177H90ZM106 176V177H105ZM110 176V175H109ZM112 176H113V179H112ZM121 176V177H120ZM129 176H130V179H132L133 177L135 178V180L134 179H132V180H129V183H128V181H127V183H128V185H130L132 182H133V184H132V187H131V185L130 186H128L127 188H129V187H131V188H129V190L130 191H135L136 192V194H137V192L138 191H140V189L141 190H143V191H140L138 194L140 195V193H142L140 196H138L137 195V197H139V198H137L138 200H136V196H132V195H136V194H130V196H128V194L125 192L126 191V189L127 188H125V186H127V183L126 182H124L125 180H128L129 179ZM133 176V177H132ZM158 176V175H157ZM6 177H7V179L8 178H10L8 181L7 180H5L6 179ZM30 177V178H29ZM76 177V176H75ZM124 177H125V180H124ZM128 179H127V178ZM149 177V178H148ZM16 178V179H15ZM100 178V180H98V181H96L97 179H99ZM104 179V180H102V179ZM108 178V179H107ZM140 178V179H139ZM145 178V179H144ZM150 178H151V180H150ZM93 179L95 180V181H93ZM117 180L118 181V184L116 183V181L115 180ZM141 179H143V180H141ZM162 179V178H161ZM124 180V181H123ZM42 181H43V183H42ZM46 181V182H45ZM90 181V182H89ZM94 183H93V182ZM100 181H102V182H100ZM130 181H131V183H130ZM137 181L139 182V181H142V182H139L138 183V185H137ZM162 181V180H161ZM7 182V183H6ZM14 182V183H13ZM38 182V183H39ZM64 182V181H63ZM82 182V184H80ZM121 182V183H120ZM134 182H136V185H134ZM150 182H152V183H150ZM10 183H12V184H10ZM33 183V182H32ZM88 183V184H87ZM104 185H106V186H104ZM111 183V184H110ZM145 183H147V185H145ZM148 183H150L151 184V187L149 186L150 184H148ZM164 183V182H163ZM75 184V185H74ZM88 186H87V185ZM92 184V185H91ZM102 184V185H101ZM120 184V185H119ZM123 184H126V185H124L123 186V188H122V186L121 185H123ZM162 184V185H161ZM8 185V186H7ZM18 185V184H17ZM45 185H47V183L45 184ZM44 185V186H45ZM66 185V186H65ZM82 185V186H81ZM84 185V186H83ZM109 185V186H108ZM48 186V185H47ZM76 186V187H75ZM83 187L84 189H86L85 190V193L87 194V196L88 195H91L92 197L91 198H93L94 196L96 197V199L93 201V202H95L94 204L96 205V207H95V205H91V203L89 202V199L87 200V202H85L84 204L82 203V202H79L78 200H74L75 202H73L72 201V197H76L75 196V194H76V188L79 190L80 189V192H82V190H84V189H82L81 187ZM86 186H87V188H86ZM115 186V187H114ZM120 186H121V190H119L120 189ZM144 186H146L147 188H145ZM7 187V188H6ZM12 187V188H11ZM14 187H15V185H14ZM51 187V186H50ZM110 187V188H109ZM111 187H112V189H111ZM102 188V189H101ZM125 188V189H124ZM139 190H138V189ZM143 188V189H142ZM108 189V190H107ZM115 189H117V190H115ZM133 189V190H132ZM135 189H137V190H135ZM147 190V192H146V190ZM158 189H159V192H158ZM65 190V191H64ZM77 190V191H78ZM125 190V191H124ZM128 190V189H127ZM157 190V191H156ZM74 191H75V193H74ZM93 191H94V193H93ZM115 191H117V192H115ZM156 191V192H155ZM61 192V193H62ZM125 192V193H124ZM134 192V193H135ZM144 192H146L147 194V196L149 195L150 197H149V199L152 197V201H150L149 199H148V197L145 195V193ZM92 193V194H91ZM98 193V194H97ZM119 193V194H118ZM159 193H161V195H159ZM14 194V193H13ZM118 194V195H117ZM122 194V195H121ZM125 194V196H124V199H123V195ZM127 194V195H126ZM143 194L145 195V200H144V197H142L143 196ZM61 196H63V197H61ZM65 196V197H64ZM112 196V197H111ZM119 196V199L118 198H116V200L118 199V200H120L121 198H122V200H125V202H128V204L129 203H131V202H135V203H132L133 205H134V208H133V210L134 211H131L132 212V215L131 216H129L131 213H129V215H128V217L127 218H123V219H120V225H124V223H123V221H127L126 223L127 224H129L130 223V221L132 222V220L134 219V221L131 223V225H132V227L130 226V225H128L129 227L128 228H126V230H127V232H125L126 230H121V231H123V232H121V233H123V236H122V234L121 233H118V232H115L116 231V229H114V230H112V232H111V230H110V232H111V234L109 233H107V232H109L108 230L107 231H105V227H109V226H113L114 225V222L117 220H114L113 221V223L111 222V223H109V224H105L106 226L104 227L103 225H99V224H103V221H104V219L106 220L107 218L109 219V217H110V215H111V211H113L115 208H116V206L115 205H113V202H110V200L111 199H115V197H118ZM133 198H132V197ZM98 197V198H97ZM128 197V198H127ZM142 197V198H141ZM64 200H63V199ZM69 198H70V200H69ZM90 198V199H91ZM101 199V200H100ZM110 199V200H109ZM129 201H131V202H129ZM140 199H142V200H144V204L143 203H139V202H142ZM156 199V200H155ZM104 200V201H103ZM109 200V201H108ZM133 200V201H132ZM138 201L137 203H136V201ZM160 199H158V201H159ZM64 201V202H63ZM103 203H102V202ZM101 202V203H100ZM67 204V205H66ZM83 204V207L85 208L84 210H83V207L81 206ZM112 204V205H111ZM138 204H139V206H138ZM0 205H2V204H0ZM61 206V207H62ZM79 206V207H78ZM99 206V207H98ZM137 206L139 207V208H137ZM89 207H92V209H94V211L93 210H90L89 209ZM114 209H113V208ZM165 207H167V206H165ZM108 208V209H107ZM132 208V207H131ZM22 209V208H21ZM96 209V210H95ZM100 209V210H99ZM135 209H136V211H135ZM11 210V209H10ZM10 210H8L7 211V213H6V215H5V218H4V220L3 221H5V223H6V225H8V227H9V229H7L6 231H4V228H5V226L4 227H0V229H2L3 228V230H2V233H1V235H0V264H10V263H8L7 262V260L6 261H3L4 260V258H2V255L3 256H6V255H10L13 251H15L16 250V248H17V245H18V243L19 242H21L23 239H25L24 237H26V236H30L31 235V232H30V229L28 228V226H25L23 223H22V219H24L23 218V216L21 215V214H19V216L18 215H15V214H13L12 213V215L10 214ZM23 210V209H22ZM110 210V211H109ZM162 210V211H161ZM24 211V210H23ZM91 211H93V214L95 215V212H98L97 214H96V217H97V221L98 222H96L94 225H92L91 227H89L90 225H91V223H90V221H91V217L90 216H93V215H91ZM160 211H161V213H160ZM0 212H2V211H0ZM25 212V211H24ZM111 212V213H110ZM127 212H129V211H127ZM133 212H134V214H133ZM143 212V211H142ZM153 212H154V214H153ZM157 213V215H156V213ZM165 212V211H164ZM108 213V214H107ZM110 213V214H109ZM78 214V215H77ZM149 214H153V215H149ZM1 215V214H0ZM126 215H127V213H126ZM149 215V216H148ZM160 217H159V216ZM13 216V217H12ZM16 216V217H15ZM73 216V217H72ZM18 217V218H17ZM89 217H90V219H89ZM132 218V219H130V218ZM149 217V218H150ZM15 218V219H14ZM103 218V219H102ZM145 218V219H144ZM163 218V217H162ZM12 219L13 220H15L14 222L12 221ZM17 219V220H16ZM148 221H147V220ZM165 219L166 218H164V222H165ZM123 220V221H122ZM135 220H136V225H135ZM146 220V221H145ZM151 220H153L152 222H151ZM19 221H20V223H19ZM139 221V222H138ZM141 221V222H140ZM157 221V222H156ZM146 222H148V223H146ZM156 222V223H155ZM228 222H230V224L228 223ZM22 223V224H21ZM134 223V224H133ZM143 223H144V225H143ZM154 223V224H153ZM159 223H161V222H159ZM162 223H163V221H162ZM226 223H228L229 225H230V227H233L232 226V222L231 221H227ZM20 224V225H19ZM58 224V225H59ZM68 224V225H69ZM90 224V225H89ZM113 224V225H112ZM142 226H141V225ZM149 224H150V227H149ZM55 225H57V224H55ZM88 225V227H86ZM133 225H135L136 227H133ZM139 225V226H138ZM148 225V226H147ZM154 225V228H152V226ZM163 225H166L165 227H167V223L165 222V224H163ZM98 226V227H97ZM145 226V227H144ZM155 226H157V228L155 229ZM213 226H215V225H213ZM235 226V225H234ZM253 226H256V225H253ZM7 227V228H8ZM96 227V228H95ZM104 227V228H103ZM131 227V228H130ZM212 227V226H211ZM137 228V229H136ZM139 228H140V230H139ZM150 228H152V229H150ZM214 228V227H213ZM252 228V227H251ZM88 229V230H87ZM129 229V230H128ZM130 229H133V233H135V234H133V235H131V231H130ZM134 229H136V231L134 230ZM143 229V230H142ZM145 229H147V230H145ZM155 229V230H154ZM94 230V231H93ZM153 230V231H152ZM259 230H260V228H259ZM104 231V232H103ZM116 233V234H119V235H121L122 236V238H121V236H119V235H116L114 232ZM129 231V232H128ZM138 231V232H137ZM140 231L142 232V233H140ZM146 231H147V234H146ZM199 231V232H198ZM250 231V230H249ZM1 232V231H0ZM40 232H42V230L40 231H38V234L40 233ZM64 232V233H63ZM90 232H93L92 233V235H91V233ZM137 232V233H136ZM221 232V233H220ZM8 233V234H7ZM33 233V232H32ZM69 233L70 232H68L67 233V231L66 230H63V231H61L59 234H57V235H55L53 238H52V240H54V241H52V242H56L57 244H61V243H65L66 241H67V239L70 237L69 236ZM126 233L129 235V237L131 238H129L127 235H126ZM138 233H140V234H138ZM197 233V234H196ZM98 236H97V235ZM114 234H115V236H114ZM185 234V233H184ZM189 234V235H188ZM195 234V235H194ZM211 235L209 238L207 237L208 235ZM212 234H214V235H212ZM126 235V236H125ZM135 235H137V237H134ZM139 235H142L141 237L139 236ZM151 235V236H150ZM218 235V236H217ZM37 236V235H36ZM68 236V237H67ZM84 236V237H83ZM113 236V237H112ZM116 236H119L120 237V239H119V237L117 238ZM146 236H150V241H151V243H149L148 244V239H147V237ZM162 237H169L170 236V230L169 231H166L165 232V235H161ZM179 238H178V237ZM204 236H206V238L204 237ZM213 236V237H212ZM114 237H116V238H114ZM123 237H125L124 239H127V240H123ZM140 237V238H139ZM159 237V236H158ZM187 237V238H186ZM191 237V238H190ZM81 238V239H80ZM110 238H112L111 239V241H110ZM137 239V241H135L136 239ZM145 238H146V240L147 241H144L145 240ZM205 238V239H204ZM257 238V239H256ZM108 239V240H107ZM115 239H116V241H115ZM117 239H118V242H117ZM139 239V240H138ZM192 239V240H191ZM86 240V241H85ZM119 240H122V241H119ZM129 240H131V243H130V241ZM141 240V241H140ZM174 240V239H173ZM172 240V241H173ZM89 241V242H88ZM105 241L107 242V243H105ZM114 241L116 242V244L114 243ZM126 241V242H125ZM132 241H134L135 243H132ZM149 241V242H150ZM156 241V240H155ZM158 241V240H157ZM191 241H192V243L193 244H191ZM194 241V242H193ZM74 242V245H75V242L76 241H73ZM80 242H81V245H80ZM121 242V243H120ZM144 242V243H143ZM145 242H147V243H145ZM198 242V243H197ZM92 243V244H91ZM104 243V244H103ZM109 243H110V245H109ZM124 243L127 245V244H131V246L130 245H128L129 247H127V246H124ZM142 243H143V246H142ZM155 245H154V244ZM172 244H173V242H171ZM179 243H181V244H179ZM195 243V244H194ZM196 243L199 245H197L196 246ZM83 244V245H82ZM86 244V245H85ZM103 244V245H102ZM107 244H108V249L106 248V246H107ZM113 244H115V245H113ZM90 245V246H89ZM105 245V246H104ZM114 247L115 246V248H117L118 250L116 251V249L115 248H113L112 246ZM123 246L122 248H123V250L121 251V250H119V249H121L120 247L121 246ZM135 245V246H134ZM139 246V247H136V246ZM154 245V246H153ZM192 245H193V247H192ZM98 246V247H97ZM102 246V247H101ZM110 246V247H109ZM120 246V247H119ZM145 246V247H144ZM150 246V247H149ZM191 246V247H190ZM119 247V248H118ZM125 247V248H124ZM126 247L127 248H133L132 250L130 249V251L128 250V252H126L125 253V251H127L126 250ZM182 249H181V248ZM90 248V249H89ZM94 248V249H93ZM110 248V249H109ZM138 248V249H137ZM145 248H147V251H149V252H147L146 251V249ZM153 248V249H152ZM157 248V249H156ZM171 248H173V249H171ZM179 248V249H178ZM93 249V250H92ZM115 249V250H114ZM124 249H125V251H124ZM135 249H137V250H142V249H144L143 250V253L144 252H146V253H144V256H146L145 254H149L150 256H148L147 257V260L149 259V257H151L150 258V263H146V257L144 258V260L142 259V256L143 255H141L142 254V252H138L137 250H135ZM168 249V248H167ZM25 250H27V251H29V249H27V248H20V253L23 255V251H25ZM91 250V251H90ZM139 250V251H140ZM165 249L163 248V251H164ZM178 250V251H177ZM133 251V252H132ZM155 251V252H154ZM169 251H171V252H169ZM175 251H176V253H175ZM136 252H138L140 255H141V257H140V255L137 253V255H135L136 254ZM188 252V253H187ZM109 253H115V254H109ZM124 253V254H123ZM157 253V254H156ZM264 253V252H263ZM161 254H163V255H165V260H169L168 262H166L165 260H164V258H160L161 257ZM162 255V256H163ZM203 255H204V258H203ZM136 256L137 257H140L139 258V260L136 258ZM134 257V258H133ZM156 257V258H155ZM201 257H202V259H201ZM102 258V259H101ZM7 259H8V256H7ZM115 259V260H114ZM141 259V260H140ZM176 259V260H175ZM146 260V261H145ZM155 262V261H157V262H153V261ZM164 262H163V261ZM172 260H174V261H172ZM187 260V261H186ZM205 260V261H204ZM163 263H162V262ZM180 261V262H179ZM184 261V262H183ZM18 262V260H16L14 263L16 264ZM144 262V263H143ZM148 262V261H147ZM173 262V263H172ZM205 262V263H204ZM18 264H25V262H23V261H20V262H18ZM65 264H70V263H65ZM104 264V263H103Z\"/></svg>","mask_w":264,"mask_h":264}]
</instances>
